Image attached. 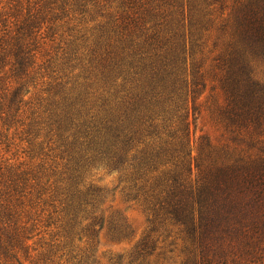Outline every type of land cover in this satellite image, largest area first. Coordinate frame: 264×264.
Returning a JSON list of instances; mask_svg holds the SVG:
<instances>
[{"label":"trees","instance_id":"16d2710c","mask_svg":"<svg viewBox=\"0 0 264 264\" xmlns=\"http://www.w3.org/2000/svg\"><path fill=\"white\" fill-rule=\"evenodd\" d=\"M113 1L0 0L1 126L54 157L34 168L0 149V264H96L97 233L129 236L103 208L107 190L86 182L97 166L146 216L127 264L175 250V264H264V148L231 159L208 144L194 156L188 106L212 55L228 130L258 142L264 0L229 11L221 0H118L111 13ZM95 7L107 14L88 29ZM39 228L48 242L33 257Z\"/></svg>","mask_w":264,"mask_h":264},{"label":"rangeland","instance_id":"374dc122","mask_svg":"<svg viewBox=\"0 0 264 264\" xmlns=\"http://www.w3.org/2000/svg\"><path fill=\"white\" fill-rule=\"evenodd\" d=\"M235 0H221L222 6L226 11L231 10L235 5ZM119 1L114 0L112 3L111 13L117 10ZM107 9L95 7L86 15V25L88 29L96 27L107 14ZM87 35H90L89 32ZM212 55L204 56L208 58L206 63L201 68L202 85L199 86L200 94L192 102L189 98V120L191 122V130L193 132L192 153L198 156L201 148L206 150L208 144L222 153L227 147V158H237L242 155V150L249 149L250 152L261 153L264 148V131L258 132L255 137L256 142H250L249 136L242 134L231 133L227 128L229 123L228 113L231 108H228L229 93L222 88L220 81V73L212 64ZM212 63V64H211ZM256 77L264 88V64L258 62L255 66ZM32 91V88L31 90ZM264 128V125L261 127ZM13 129H7V126H1L0 123V149L6 157L12 158L15 163H25L28 166L37 168L40 165H48L53 163V154L47 152V148H41L34 144L28 147L27 143L20 141L19 135H13ZM40 153V154H39ZM45 153H48L46 155ZM117 173L110 171L108 168L95 167L87 174L86 182L97 186L104 187L107 190V196L103 208L110 211L121 213L130 226V234L125 239H115L100 231L95 236L94 249L96 264H127V257L134 249L137 242L143 237L146 231L147 223L146 216L135 204L127 202L117 187ZM41 228L31 232L30 253L33 257L39 256L46 247L45 242H48V236L42 233L37 234ZM43 246V247H42ZM178 251L175 250L172 254L167 255L168 258L163 264H175L179 260Z\"/></svg>","mask_w":264,"mask_h":264}]
</instances>
